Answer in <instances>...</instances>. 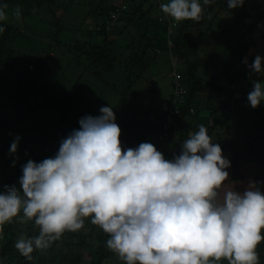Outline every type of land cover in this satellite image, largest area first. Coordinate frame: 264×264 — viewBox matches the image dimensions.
<instances>
[{
    "label": "clouds",
    "instance_id": "1",
    "mask_svg": "<svg viewBox=\"0 0 264 264\" xmlns=\"http://www.w3.org/2000/svg\"><path fill=\"white\" fill-rule=\"evenodd\" d=\"M211 3L167 0L160 8L176 23L199 21ZM244 3L227 0V8ZM6 8L0 3V21L7 19ZM14 15L20 19L19 8ZM242 62L250 77H264V54ZM183 84L188 89L184 79ZM251 85L247 101L256 108L264 104V79L253 78ZM99 112L80 117L79 128L61 138L54 155L27 160L18 183L0 189V226L22 213L39 228L38 235H21L15 242L22 256L31 260L34 250L48 247L66 230L81 229L90 217L124 264H221L222 258L228 264H259L264 181L250 179L239 190L227 171L231 161L205 124L179 141L178 154L166 158L151 142L122 147L113 106ZM20 139L17 134L11 142L13 156Z\"/></svg>",
    "mask_w": 264,
    "mask_h": 264
},
{
    "label": "trees",
    "instance_id": "2",
    "mask_svg": "<svg viewBox=\"0 0 264 264\" xmlns=\"http://www.w3.org/2000/svg\"><path fill=\"white\" fill-rule=\"evenodd\" d=\"M126 1L128 6L121 21L118 25L109 27L106 20L110 18L112 7H117L116 1L90 0L88 2L90 7L88 14L92 19L88 29L85 28V30H88L89 35L87 38L77 36L75 43L71 47L69 45L65 48L67 53L68 51L71 52L73 62L71 65L69 61L68 67L72 66L73 71L80 70L75 79V85L69 87L74 89L65 94L64 84L66 83L57 82V85L49 87L46 86V81L42 85L22 76L23 70L20 63L23 54L27 52L29 47H27V43L24 47L18 45L19 39H22L21 36L26 37V39H22L23 41H27V35H29L30 28L26 31L22 25H31L35 22L28 17L38 13V10L43 7H56L65 12L62 0H0V3L7 4L5 9L7 19L0 21V24L5 26V31L0 33V189L5 184L18 183V178L22 174L20 166L27 160L40 161L54 155L58 150L57 147H59L61 138L66 137L72 129L79 128L78 121H75L70 114L73 110L71 102L75 99V93L84 97L90 92V87L99 81L103 87L105 85L108 87L109 81L104 82L102 78L107 77L108 74H113V71L118 68V74L121 76H118L117 83L113 84V87L118 94L119 104L121 106L127 105L132 98L131 89L134 83H137L141 77L140 74L148 69L149 62L154 60L160 52L167 51L170 54L169 37L174 39V46L179 53L178 55L184 57L181 60L184 69L180 72L184 82L185 80L188 82L187 94H184L183 97L175 95L162 110L158 111V116L153 120L148 118L149 115L143 113L142 115L146 119H138L134 122L133 119L135 118L133 117L132 125L129 126L131 131L120 136L122 147H135L139 143L147 141L162 151L166 158L178 154L181 150L179 141L187 138L192 130H198V113H192V106L194 97L198 93H203L207 95V99L200 104V107L203 106L210 112L209 119L206 118L209 135L213 142L220 144L222 154L231 161L230 167L227 169L229 178L234 182L245 180L243 165H246L249 169L254 170V180L264 181V104L252 108L247 101V94L252 87L251 79H264V77L259 75L250 77L246 65L244 70L239 72L236 78L234 77L236 85L230 84L233 81L232 77H229L226 82H219L218 80L223 78V73L213 74L216 77L198 74L200 62H196V58L192 57L194 54L197 55V49L205 38L204 35H209V33L207 35L203 33L211 27L213 18L216 15L225 16L224 14L218 15L220 11H227L229 14L233 13L234 16H238L236 20L238 23L240 19L238 14L246 10L245 7L241 6L243 10L241 7L230 10L227 8V0H212V3L205 7L203 16L199 21L184 20L178 22L174 32L169 34V19L160 21L158 18L160 14H165L159 7V4L162 3L161 0ZM262 3L254 2L251 6L257 12ZM17 8L21 12L19 20L14 15ZM258 19L264 22L260 17ZM56 22L54 34H62L64 30L60 21H50L49 24ZM254 24L255 22L252 21L244 28L252 33ZM49 30L51 27L46 31ZM22 32L25 34L22 35ZM39 34L44 35L45 39L48 38L45 31L42 32L38 29ZM193 36L199 42L196 49L188 46ZM98 37H101L100 40H97ZM51 39L54 40L52 37ZM49 42L52 43V41ZM45 45L50 52L55 46L53 43L52 45ZM60 46L58 45V48ZM238 61L239 59L235 58V63H231V69L226 67L229 69H225L226 74L227 72L230 74V70L236 69L235 66L238 65ZM128 72L130 73L128 74ZM237 79H241L242 84L238 83ZM119 82L121 85L118 84ZM88 85L89 87H87ZM53 88H58L60 92L57 94L47 92V89ZM56 98L60 99L57 101ZM61 98L66 101L63 102ZM67 100L72 101L69 104ZM92 100L95 106L100 100H104L106 103L110 102L105 95L100 96L97 92ZM104 102L99 107L104 106ZM66 103L69 104V108L71 107L70 111L64 108ZM170 103L177 106L179 111L173 116L170 135L164 143L168 142L174 134H177L174 140L177 145L175 152L172 148H166L165 144L159 146L163 143L159 139L163 131V124L169 121L167 107ZM127 106L129 107V105ZM49 109L55 114L53 118L55 122L52 121L54 126L49 130L42 129L43 133L35 139L25 141L21 138L17 153L15 156L11 155L9 153L11 144L4 142L2 137L12 136L15 124H18L19 129L26 123L28 116L33 113L36 114L37 110ZM128 109L130 112L132 111L131 108ZM131 114L135 115L137 111ZM188 115H194V117L189 119ZM56 145L58 146L55 147ZM13 160L16 161L15 165H13ZM38 233L39 228L35 225L34 220L23 218L22 213L14 217L11 222L0 226V264H43L47 259L51 261L53 256L55 259L57 253L61 254L62 257L60 263L65 260L67 264V260L70 259V251L72 264L77 262L79 264L82 259L81 249L84 248L85 244H88L87 246L92 250L90 254L94 264H103L115 254L106 246L108 234L99 226L91 223L90 217L84 218V225L81 229L66 230L59 238L50 241L48 247L34 250L31 254L32 259L28 260L16 249L15 242L21 235L27 238L38 235ZM261 235L264 236V228L261 229ZM68 251L69 254H67ZM256 251L259 254V264H264V240L259 242ZM221 264H228V262L222 258Z\"/></svg>",
    "mask_w": 264,
    "mask_h": 264
},
{
    "label": "rangeland",
    "instance_id": "3",
    "mask_svg": "<svg viewBox=\"0 0 264 264\" xmlns=\"http://www.w3.org/2000/svg\"><path fill=\"white\" fill-rule=\"evenodd\" d=\"M89 1L90 0H62V3H64L65 6V12L63 9H57L56 7H43L38 10V13H35L32 16L28 17L32 20H35V22L34 24L31 23V25H22L24 26V29H26V31L28 30V28H30L28 31L29 35H27V41L22 40L26 39V37L24 38L23 36H21L22 39H19L18 41V45L24 47L25 43H27V47H29L27 52L23 54L22 62L20 63L23 70L22 76L24 78L28 80L31 79L33 80V82L37 81L42 85H44L46 81V86L49 87L57 85V82H62V84L66 83L64 84L66 91L65 94H67V92H71L72 89H74H70L69 87L75 85V79L76 77H78L80 70L78 69L76 71H73L72 66H70V68L68 67L69 61L71 62V65H73V62L71 60V52L68 51L67 53L65 48L69 45L71 47L75 43V38L77 36H83V38L88 37L89 33L88 30H85V28L88 27L92 19L88 14V12L90 11V7L88 4ZM161 1L162 3L167 2V0ZM254 2L258 4L263 2L261 5H259L257 13L258 16L262 20H264V0H246V2L243 4V7H245L247 11L244 10L246 13L242 11L240 14H238L240 17L238 23L236 22L238 16H234L233 13L229 14V12L227 11H220L218 15L224 14L227 18L222 15H216L217 17L215 16L213 18L211 27L208 30H205V32L203 33L206 35L209 33V35H204L205 38H203L200 46L199 42H197L196 40V37H192V40H190L188 46H190L192 49H196L199 46V48L197 49V55L194 54L192 56L193 58H196V62H200L199 70L197 71L198 74L207 77L211 75L212 77H216L213 74L217 75V73L221 72L223 73V78L218 80L219 82H226L229 80V77H232L231 79L233 81H231L230 84L236 85L233 78L234 73H236V71H234L235 69L230 70V74L228 72L226 74L225 69H231V63H235V58L237 56L241 58L239 63L244 64L242 62L243 58L248 57V54L250 52H255V45H253L250 40L248 41V35L246 36V34H244V31L248 32V30H246L244 26L250 24L249 22H251L252 20L256 24H254V29L257 28L255 30L253 29L255 31L254 42L257 43V48L264 50V38L261 37L264 32V22L258 20L255 12L253 13L254 7L251 5ZM243 7H241L242 10ZM47 9L49 10L48 12ZM243 13H245L244 16H242ZM24 20L26 21V19ZM54 20L60 21L63 27L62 29L64 30L62 34H54L53 31L56 27L57 22L55 24H49L50 21ZM49 27H51V30L46 31L49 29ZM38 29L42 30V32L45 31L48 38L45 39L44 35H38ZM261 29L262 31L260 32ZM24 34L25 33L22 32V35ZM51 37L54 40H52ZM100 38L98 37L97 40H100ZM43 41L44 44H55L54 49L50 52V50L46 48V45L44 46ZM49 41H52V43H50ZM58 45L61 46L58 48ZM244 47L246 48L243 50ZM172 50L174 60H172L170 54L165 51L160 52L156 56V58H154V60L149 62L148 69L140 74L141 77L138 79L137 83H134L131 89V93L133 94L132 98L127 104L129 105V107L127 105L121 106V104H119L118 102V94L114 89L113 84L117 83L116 80L118 79V76L121 75L118 74L119 69L116 68V70L113 71V74H108L107 77L102 78L104 82H106L107 80L109 81L110 85L108 84V87H105L106 85L103 87L99 81L93 85L96 91L93 89V87H90V92L87 95L85 94L84 97H82L81 94L75 93V99L73 102H71L72 100H67L69 101V104L71 102L73 106V110L70 114L73 116L75 121H78L79 118L84 116L85 114L99 115V109L101 108L99 107V105H102L104 100H100L98 105L95 106V104L92 102V99H94L97 92V94H99L100 96L105 95L110 101L109 103H106L105 101L104 106H108L109 104L113 106V111L116 112V122L121 128V134L131 131V127L129 126L132 125L131 123L133 117L135 118L133 119L134 122H136L138 119H146L142 115V113L149 115L148 118L150 120L155 119L159 114L158 111L162 110L165 104L175 96V87L173 85V77L171 75L172 70L175 69L177 71H180L184 69L182 68L183 61L181 62L184 57L178 55L179 53L178 51H176L175 46ZM250 60L251 59L248 60L249 63ZM129 73L130 72H128V74ZM68 79L71 80V82H69ZM118 84L121 85V82H119ZM87 87H89V85ZM47 92H53L54 94H57L60 92V90L58 88H53L50 90L47 89ZM105 92L108 93L105 94ZM59 99L56 98L57 101ZM61 100H63V102L66 101H64V99L62 98ZM69 104L66 103L64 105V108L70 111L71 107L69 108ZM128 108H131L132 111L130 112ZM136 111L137 114H131L132 112ZM36 112V114L33 113L32 115L28 116L26 123L23 126L19 127V129L18 124H15L12 136L2 137L3 141L11 144L15 135L17 134H19L22 139H25V141L35 139L39 135H41V133H43L42 129L49 130L54 126L52 122H55V120L53 119L55 117L54 112H52L50 109L37 110ZM188 117L190 119L191 115H188ZM176 137L177 134H174L172 138L165 143V147L170 148L171 143L174 142ZM57 146L58 145H56L55 147ZM243 167L245 169L246 179L236 183V187L239 190H243L247 186L250 179L254 180V170L249 169L246 165H243ZM87 245L88 244H85L84 248L81 249L82 259L79 261V264H94L91 261L90 253L92 250ZM64 254H66V252H64ZM67 254H69V251ZM69 255L70 259L67 260V264H72L71 251ZM61 258V254L59 255L57 253L55 259L53 256L51 261L47 259L43 262V264H66L65 260L60 263ZM103 264H124V262L118 258L117 254H114V256H112Z\"/></svg>",
    "mask_w": 264,
    "mask_h": 264
},
{
    "label": "built area",
    "instance_id": "4",
    "mask_svg": "<svg viewBox=\"0 0 264 264\" xmlns=\"http://www.w3.org/2000/svg\"><path fill=\"white\" fill-rule=\"evenodd\" d=\"M115 1L117 4V7L116 8L112 7V9L110 10V18L107 19V21H106L108 27L118 23L119 21H121L123 14H124V11L127 9V6H128V3L126 0H115ZM160 5H161V3L159 4V7H160ZM158 18L160 21H163L164 19H169V23H170L169 34L174 32L175 26L177 24L175 21L171 20L166 14H163V13L160 14ZM168 45L172 49L175 45L174 39L169 37L168 38ZM171 75L173 77V83H174V87H175V95L177 97H183L184 94L185 95L187 94L188 89L183 84L181 72L173 69L171 72ZM167 108H168L169 121H167L163 124V131H162L160 138H159L160 140H162V142H165V140L168 139V137L170 135V128H171V122H172L173 116L176 115L177 112L179 111L177 106H175L173 103H170Z\"/></svg>",
    "mask_w": 264,
    "mask_h": 264
},
{
    "label": "crops",
    "instance_id": "5",
    "mask_svg": "<svg viewBox=\"0 0 264 264\" xmlns=\"http://www.w3.org/2000/svg\"><path fill=\"white\" fill-rule=\"evenodd\" d=\"M255 12V14H256V16L258 17V13L256 12V11H254ZM252 22V21H251ZM264 27V26H263ZM255 29H257V28H255ZM254 29V30H255ZM264 29V28H263ZM262 31V29L260 30V32ZM248 35V36H247ZM247 39H248V41L250 40V42L253 44V45H255V52H250L249 54H248V57H247V59L249 60V59H251V57L252 56H250V54H254V56L256 55V54H264V50L263 49H259V48H257L256 47V45H257V43H255L254 42V39H255V31H253L252 33L251 32H247ZM261 37L262 38H264V32H263V34L261 35ZM246 48V47H245ZM244 48V49H245ZM243 49V50H244ZM203 58V57H202ZM237 59H239V61H238V65L236 64V69L234 70V71H236V73H234V76H233V78L235 77H237L238 75H239V72H241L242 70H244V67L246 66V64L244 63V64H242V63H239L240 62V59L241 58H239L238 56L236 57ZM234 78V79H235ZM238 80V83H240V84H242V82H241V79H237ZM185 84H186V86L188 87V82H187V80H185ZM207 99V95L206 94H203V93H198L195 97H194V103H193V106H192V113L194 114V112H196V113H198V119H197V127H198V125H200V124H205L206 126H207V119H209V114H210V112L205 108V107H200V104L202 103V102H205V100ZM200 108V109H199ZM195 113V114H196ZM194 117V115L193 116H191V118H193ZM190 118V119H191ZM205 118V119H204ZM207 118V119H206ZM193 131V130H192ZM191 131V132H192ZM173 143V142H172ZM171 143V146H170V148H172V149H176L177 148V145L175 144V142L172 144ZM238 183V182H237Z\"/></svg>",
    "mask_w": 264,
    "mask_h": 264
}]
</instances>
